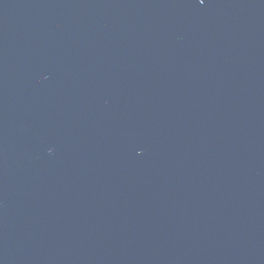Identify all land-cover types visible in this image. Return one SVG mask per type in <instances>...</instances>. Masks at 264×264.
Segmentation results:
<instances>
[{
  "label": "water",
  "instance_id": "water-1",
  "mask_svg": "<svg viewBox=\"0 0 264 264\" xmlns=\"http://www.w3.org/2000/svg\"><path fill=\"white\" fill-rule=\"evenodd\" d=\"M0 264H264V0H0Z\"/></svg>",
  "mask_w": 264,
  "mask_h": 264
}]
</instances>
